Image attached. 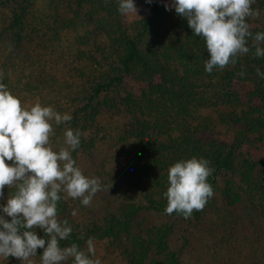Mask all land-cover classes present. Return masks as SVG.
I'll return each mask as SVG.
<instances>
[{
  "label": "rangeland",
  "instance_id": "1",
  "mask_svg": "<svg viewBox=\"0 0 264 264\" xmlns=\"http://www.w3.org/2000/svg\"><path fill=\"white\" fill-rule=\"evenodd\" d=\"M157 1L158 26L150 24L149 30H143L141 25L149 17L154 0L151 3L133 0L137 14L126 16L118 11L119 0H0V83L19 98L26 110L38 103L60 114L79 116L81 146L69 150L86 177L100 179L102 190L89 206H83L79 198L65 199L66 193H60L57 216L70 224L85 226H81L84 241L81 250L87 253L86 241L93 238L95 255H89L91 259L98 258L101 264L131 263L111 237L95 235L88 229L103 222L104 210L119 215L131 202L145 204L144 196L161 191L164 183L169 184L170 166L185 160L181 154L153 156L135 135L139 133V123H144L149 137L159 139L176 138L184 129L199 133L207 128L220 140L230 141L237 136L241 146L233 163L235 170L244 166V159L254 161L257 165L251 178L260 183L259 189L264 188V137L240 131L243 120L255 116L250 107L240 102H222L216 84L208 83L195 91L202 99L199 103L182 105L184 94L175 87L171 91L175 96L180 93L177 107L172 105L174 100L160 97L157 110L154 103L144 99L145 75L138 64L131 63L132 71L123 75L120 57L129 38L135 40L144 59L155 67L160 65L170 76L180 75L185 66L196 67L202 61L204 55L196 45H205L203 38L193 34L187 20L177 15L174 8L165 9L170 0ZM254 5L260 16L249 17L246 22L264 27V0H255ZM15 14L22 16V40L18 46L14 38L17 30L10 26ZM119 75H123L121 82H114L109 90L90 100L96 83ZM159 80L156 75L155 83ZM248 84L245 88H249ZM124 91L132 94L134 105L129 107L123 102ZM239 118L243 119L239 125L231 123V119ZM50 123L53 134L48 147L56 152L67 148L64 133L72 128L66 122ZM131 123L133 128L129 129ZM89 147L91 152L86 150ZM241 178L237 172L217 177L210 209L223 211L225 218L206 215L195 222L175 224L169 238L171 249L180 247L191 264H264V199L259 202L254 194L250 204L236 201L231 190L240 192L241 185L246 189V182H239ZM15 191V187L5 186L0 205H6ZM64 202L69 204L67 208L62 207ZM74 210L76 215L72 216ZM0 215L11 221L2 209ZM166 222L170 224L171 220L162 214L138 211L130 221V236L141 233L138 235L145 237V232ZM221 223L225 227L217 229L215 224ZM34 231L40 237L46 236L38 227ZM185 239L190 245L181 247ZM42 254L43 249L38 248L36 256L30 258L31 264H41ZM73 261L74 258H69L61 264ZM0 264L29 262L0 256Z\"/></svg>",
  "mask_w": 264,
  "mask_h": 264
},
{
  "label": "clouds",
  "instance_id": "2",
  "mask_svg": "<svg viewBox=\"0 0 264 264\" xmlns=\"http://www.w3.org/2000/svg\"><path fill=\"white\" fill-rule=\"evenodd\" d=\"M151 3L152 0H146ZM255 0H170L164 5L166 10L175 9L177 15L185 18L195 36L205 41L209 58L205 70L211 73L214 68L224 69L235 57L250 52L249 39L255 48L254 58L264 57V32L253 35L246 19H258L259 9L253 10ZM121 15L137 14L133 0H119ZM257 75L264 78V72L256 69ZM240 75H245L244 71ZM56 125L72 120V116L60 114L51 107L40 104L30 110L22 108L19 98L14 97L3 83H0V197L5 186L15 187L6 205L0 209L11 221L0 215V256L28 261L36 256L37 249H43L41 264H61L74 258L73 264H101L95 255L93 238L87 243V253L73 243L61 248L60 240H66L73 228L67 219L57 216V202L60 193L65 199L79 198L83 206H89L93 197L102 190L98 177H86L76 166L71 155L80 145L81 132L68 129L65 133L67 148L53 151L49 138L53 134L50 121ZM10 161L11 164L6 163ZM206 159L195 157L176 162L168 169L169 187L164 195L167 198L166 214L174 211L184 218L193 211H201L208 199L213 197L212 186L207 178L213 169ZM72 216L76 215L74 210ZM40 228L49 238H39L34 231ZM83 236H81V239ZM90 254V255H89Z\"/></svg>",
  "mask_w": 264,
  "mask_h": 264
},
{
  "label": "trees",
  "instance_id": "3",
  "mask_svg": "<svg viewBox=\"0 0 264 264\" xmlns=\"http://www.w3.org/2000/svg\"><path fill=\"white\" fill-rule=\"evenodd\" d=\"M158 3L157 0H154L149 17L146 18L141 25L143 30H149L151 27L150 24L158 26ZM254 6L253 3V10ZM149 18L152 19L153 22L150 23ZM21 23L22 16L20 14H15L10 26L17 30L14 34L17 46L22 40V34L20 32ZM249 26V30L253 35L259 32H264V27H257L253 24H250ZM263 44L264 43L261 45ZM196 46H198L202 55H204L203 58H201L202 61L196 67L190 65L185 66L180 75L172 73L170 76L164 72L160 65L155 67L144 59L137 48L135 40L129 38L126 40L124 54L120 57L123 75L132 71V68L130 67L131 63L136 62L138 64L137 66L140 67L143 75H145V89L142 90L144 99H147L149 104L154 103L157 110H159L160 97L164 100L166 99V101L174 100L172 105L177 107L178 102L180 101V98L178 97L180 93L178 92L179 94L175 96L171 91L172 88L176 87L184 94L183 99H181L182 105L187 102L196 104L202 99L198 97L195 91L199 88L206 87V84L208 83H215V89L222 102H240L246 104L250 107L252 113H255V116L252 119H231V123L239 125V122L243 120L244 126L241 127V132L256 133L257 135L264 137V78L258 76L256 72L257 68H259L261 72H264V57L254 58L253 53L255 52V48L252 47L251 39H249L247 45L250 47V52L248 54L235 57V64L230 63L224 69L214 68L211 73H208L205 70V62L209 58L206 45H203V43H197ZM196 64V62L193 63V65ZM241 71H244L245 75L241 76ZM123 75L96 83L92 89L93 94L90 97V100H94V98L101 92L109 90L114 85V82H121ZM156 75L160 77V82L158 83H155L154 81ZM162 82L163 85L161 84ZM248 82L249 88H245L244 85ZM123 94V102L128 104L129 107L134 105L131 96L132 94L125 91ZM88 106L90 107L91 105ZM66 123H68L72 129L77 130L79 126V116H73L72 120ZM143 124L144 123L138 124L139 133H135V135L139 137L143 145L148 148L153 156H157V154L160 156L168 153L181 154V156H184V161L193 157L197 159L200 157L206 158V160L210 162L209 167L213 169L212 174L207 178V183L212 186V189L215 188V181L219 175L225 174L233 176L235 172H237L242 176L239 182H246V189L243 190V185H241L240 192H234L231 190L232 193H234L236 201H239L242 205L250 204L251 197L256 194L259 198V202H263L264 188L259 189L261 187L260 183L251 178V171L255 169L257 164L249 159H244V166L239 168L238 171L235 170V167L233 166L235 158L238 157L236 156L237 152L241 146V140L238 139L237 136H234L230 141L220 140L214 137L211 128H207L199 133L194 132V130L191 131L184 129L181 130L180 135L176 138L159 139L153 136L149 137V134L145 131L146 127ZM132 128L133 123L129 125V129ZM86 150H89L88 152L92 151L90 150V147ZM168 185V183H164L161 187V191L160 189L155 190L150 195L144 196L146 201L145 204L131 202V204H128L124 209L120 206L122 207L120 209L123 210L119 215L115 214L113 210H104L105 216L103 222L100 223V225L94 224V229H88V231L101 237H111L112 242H115L120 246L131 264H191L185 259L180 251V247L179 249H171L170 247L169 238L174 231V225L182 223L183 221H188V223L195 222L196 220L204 219L206 215L210 218L218 216L217 218L219 219H224L225 217L223 216V211L210 209L211 198L208 199L203 210H194L192 215L188 218H184L182 213L175 211L171 215L166 214L165 209L168 202L164 193L167 191V188L169 187ZM253 190H255V193ZM57 204L60 205L61 202L59 201ZM62 205V207L67 208L69 204L64 202ZM141 210L149 211L153 214H162L171 220V223H163L152 229V231H149L148 233L145 232V237H143V235H138L141 233L131 237L130 221L136 213ZM207 224L209 225L210 223L207 221ZM70 225L73 228L71 235L66 240H60L59 246L64 248L75 243L81 250L82 246H84V241L80 236L83 231L81 226H85H80V224ZM215 227L220 229V227L224 228L225 226L221 223L215 224ZM38 237L44 238L45 240L49 238L47 235L44 237ZM185 242L187 244H185ZM189 245L190 242L185 239L184 242H182L181 247ZM137 246L139 247L137 248ZM69 264H73V262H69Z\"/></svg>",
  "mask_w": 264,
  "mask_h": 264
}]
</instances>
